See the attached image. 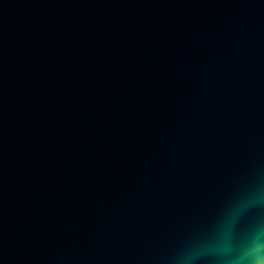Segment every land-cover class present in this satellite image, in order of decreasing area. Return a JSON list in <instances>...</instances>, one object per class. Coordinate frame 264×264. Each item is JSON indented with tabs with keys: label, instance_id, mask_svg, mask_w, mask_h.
I'll return each instance as SVG.
<instances>
[{
	"label": "water",
	"instance_id": "water-1",
	"mask_svg": "<svg viewBox=\"0 0 264 264\" xmlns=\"http://www.w3.org/2000/svg\"><path fill=\"white\" fill-rule=\"evenodd\" d=\"M258 194L264 0H0V264H213Z\"/></svg>",
	"mask_w": 264,
	"mask_h": 264
},
{
	"label": "clouds",
	"instance_id": "clouds-1",
	"mask_svg": "<svg viewBox=\"0 0 264 264\" xmlns=\"http://www.w3.org/2000/svg\"><path fill=\"white\" fill-rule=\"evenodd\" d=\"M258 203L264 204V194L243 202L224 217L210 249L216 257L213 264H264V222L256 223L243 235L236 232L245 211Z\"/></svg>",
	"mask_w": 264,
	"mask_h": 264
}]
</instances>
